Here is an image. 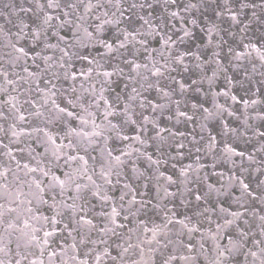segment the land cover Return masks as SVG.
I'll return each mask as SVG.
<instances>
[{"label": "snow or ice", "instance_id": "1", "mask_svg": "<svg viewBox=\"0 0 264 264\" xmlns=\"http://www.w3.org/2000/svg\"><path fill=\"white\" fill-rule=\"evenodd\" d=\"M0 264H264V0H3Z\"/></svg>", "mask_w": 264, "mask_h": 264}, {"label": "water", "instance_id": "2", "mask_svg": "<svg viewBox=\"0 0 264 264\" xmlns=\"http://www.w3.org/2000/svg\"><path fill=\"white\" fill-rule=\"evenodd\" d=\"M3 2V0H0V3H2Z\"/></svg>", "mask_w": 264, "mask_h": 264}]
</instances>
